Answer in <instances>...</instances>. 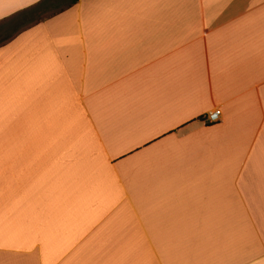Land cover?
Here are the masks:
<instances>
[{"label": "crops", "instance_id": "obj_1", "mask_svg": "<svg viewBox=\"0 0 264 264\" xmlns=\"http://www.w3.org/2000/svg\"><path fill=\"white\" fill-rule=\"evenodd\" d=\"M51 7L0 45V264H264V0L0 24Z\"/></svg>", "mask_w": 264, "mask_h": 264}, {"label": "rangeland", "instance_id": "obj_2", "mask_svg": "<svg viewBox=\"0 0 264 264\" xmlns=\"http://www.w3.org/2000/svg\"><path fill=\"white\" fill-rule=\"evenodd\" d=\"M67 4L68 3L66 1H62V5L58 6L57 10L65 7ZM40 11L41 13H37L34 11L28 12L23 16L12 17L8 21L0 24V45L10 40L20 31L34 24L36 21L43 20L49 17L50 15H52V13L56 12V9L52 11L51 7L46 12H43V10Z\"/></svg>", "mask_w": 264, "mask_h": 264}, {"label": "built area", "instance_id": "obj_3", "mask_svg": "<svg viewBox=\"0 0 264 264\" xmlns=\"http://www.w3.org/2000/svg\"><path fill=\"white\" fill-rule=\"evenodd\" d=\"M221 116V110H216L214 112L209 113L206 120L208 124H217L221 121Z\"/></svg>", "mask_w": 264, "mask_h": 264}, {"label": "trees", "instance_id": "obj_4", "mask_svg": "<svg viewBox=\"0 0 264 264\" xmlns=\"http://www.w3.org/2000/svg\"><path fill=\"white\" fill-rule=\"evenodd\" d=\"M71 1V5H75L79 0H70Z\"/></svg>", "mask_w": 264, "mask_h": 264}]
</instances>
